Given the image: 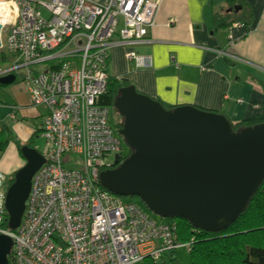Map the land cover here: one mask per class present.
<instances>
[{
	"label": "built area",
	"instance_id": "built-area-1",
	"mask_svg": "<svg viewBox=\"0 0 264 264\" xmlns=\"http://www.w3.org/2000/svg\"><path fill=\"white\" fill-rule=\"evenodd\" d=\"M10 1L13 7L0 42L15 58L0 75L22 71L31 107L16 109L40 117L44 138V163L31 179L14 231L4 224L9 181L0 172V235L12 240V264H137L146 257L157 259L171 248L175 226L150 220L100 185L99 174L112 167L110 157L123 159L124 140L108 124V107L98 100L111 78L108 49L143 44L148 28L168 27L159 20L164 0ZM126 59L137 68L151 67L149 57L129 52ZM53 60L67 61L40 73L31 68ZM171 61L175 63L174 57Z\"/></svg>",
	"mask_w": 264,
	"mask_h": 264
},
{
	"label": "water",
	"instance_id": "water-1",
	"mask_svg": "<svg viewBox=\"0 0 264 264\" xmlns=\"http://www.w3.org/2000/svg\"><path fill=\"white\" fill-rule=\"evenodd\" d=\"M9 21L6 11L0 30ZM1 47V43H0ZM8 73L0 78L6 85ZM113 108L122 118L118 135L130 154L99 174L115 196L137 197L158 218L178 217L201 231H224L235 222L264 180V124L237 132L227 118L191 105L165 109L133 85L119 89ZM24 165L14 173L5 196L8 225L16 229L31 188L44 163L36 150H22ZM12 240L0 235V264H8Z\"/></svg>",
	"mask_w": 264,
	"mask_h": 264
},
{
	"label": "crops",
	"instance_id": "crops-1",
	"mask_svg": "<svg viewBox=\"0 0 264 264\" xmlns=\"http://www.w3.org/2000/svg\"><path fill=\"white\" fill-rule=\"evenodd\" d=\"M216 17L228 28H217ZM159 20L169 26L148 28L145 43L108 49L111 77L126 80L167 107L191 105L221 114L232 124L264 116V0H164ZM1 49L0 61L11 65L15 56ZM129 52L149 57L151 67H135L126 59ZM10 74L13 82L0 84L7 95L5 99L0 95V111L6 113L0 116V125L15 129L24 143L40 120L30 111L22 114L16 109L14 120L5 123L14 107H31L21 73ZM18 117L30 126L16 122ZM16 153L1 156L4 175H13L24 165Z\"/></svg>",
	"mask_w": 264,
	"mask_h": 264
},
{
	"label": "trees",
	"instance_id": "trees-1",
	"mask_svg": "<svg viewBox=\"0 0 264 264\" xmlns=\"http://www.w3.org/2000/svg\"><path fill=\"white\" fill-rule=\"evenodd\" d=\"M216 19L217 28H225L228 25L226 21L217 17ZM129 85L130 83L126 80H118L111 77L107 82L105 92L98 100V104L113 107V101L119 89ZM155 101L167 110L173 109V107H167L159 101ZM13 110L14 113L16 107ZM36 118L40 119V117ZM41 121L40 119V123L34 126V136L36 134L40 135L42 131ZM121 124L122 118L117 125V130L121 128ZM230 124L232 131L237 132L245 127L264 124V116L235 124L230 122ZM0 127V152H2L10 142L11 136L10 130L1 125ZM25 145L29 147L27 144ZM129 154L128 150L126 156L123 157L122 155L121 157L125 159ZM19 155L21 156V152H19ZM12 176L14 177V174ZM9 181L8 185L10 186L13 183V179ZM115 197L118 198V196ZM131 198L135 197H129L126 202L131 204ZM122 199L125 200L124 198ZM159 219L162 221L160 223L173 224L175 226V238L172 240L171 248L160 253L157 259L144 258L141 261L144 264H179L176 253L178 248H183L187 251L189 264H264V180L256 193L251 196L245 209L235 222L224 231L209 233L197 230L187 220L178 217ZM8 221L7 216L4 223L7 227L9 226ZM8 264H12L11 258H9Z\"/></svg>",
	"mask_w": 264,
	"mask_h": 264
},
{
	"label": "rangeland",
	"instance_id": "rangeland-1",
	"mask_svg": "<svg viewBox=\"0 0 264 264\" xmlns=\"http://www.w3.org/2000/svg\"><path fill=\"white\" fill-rule=\"evenodd\" d=\"M41 14L42 16L46 17L47 16V13L43 10H41ZM1 43V42H0ZM1 51L5 50L4 47L1 45ZM141 49H137V52L140 51ZM10 54V53H9ZM218 54V53H217ZM13 56V55H12ZM67 60H53V61H49V62H46V63H42V64H38V65H34L32 66L31 68L33 70H35L36 73H40V72H44L46 70V68L52 66V65H58L62 62H66ZM12 64V63H11ZM10 64H3L1 61H0V70H6V69H9L10 68ZM75 67V66H74ZM74 67H71V68H74ZM5 68V69H4ZM109 70V68H108ZM109 73H110V70H109ZM111 74V73H110ZM0 95L3 96V98L5 99L7 96L6 93H3L2 90H0ZM6 91V90H4ZM4 104H7V103H4ZM108 124L110 125V127H112V129L115 131L117 129V125L120 123L121 121V117L120 115L116 112V110L112 107V106H109L108 107ZM3 115H6V113L2 110L0 111V116H3ZM10 117L8 116V119ZM1 120V119H0ZM40 120V119H39ZM19 122L21 124H24L26 126H30L26 120H23L21 118H17L16 119V122ZM37 121V120H35ZM6 124H10V119L7 120L5 122ZM37 123H39V121H37ZM8 130H10V136L11 138L9 139V143L7 145V147L4 149V151L0 152V158L1 156H5L7 154H9V156H12L13 153H16V152H21L22 154V150L26 147L25 144H27L29 146V148H32L34 150H36L37 152L39 153H42V151L44 150V138L39 135V134H36V136H29L28 139H26V142H22V140L24 138H22L20 135H18V133L16 132L15 129H13L11 126H8L7 128ZM11 132H12V135H11ZM122 148H123V151H122V155L123 157L126 156L127 152H128V149L127 147L125 146V144L123 143L122 145ZM17 154V153H16ZM22 156V155H21ZM20 156V158L23 160V158ZM71 158L73 161H77L78 163H80V159L75 156V155H71ZM113 157H110V161H112ZM16 161V159H13ZM23 162V161H22ZM24 163V162H23ZM11 164V163H10ZM8 167H10V165H8ZM65 168H69L68 166L64 165ZM75 167V169H78L79 168V165L76 164V166H73ZM9 175V176H8ZM6 176H8V181L13 179L14 177L11 175V174H8ZM10 182V181H9ZM126 201H128V198H124ZM131 203H133L136 207H138L140 209V211L147 217L149 218L150 220L154 221V222H157V223H160L162 222L157 216H155L154 214H152L140 201L137 197L135 198H131ZM5 228L9 231H14V229H11L9 226L7 227L5 225ZM176 253H177V257H178V261H179V264H189V258H188V253L185 249L183 248H178L176 250ZM137 264H144L143 262H139Z\"/></svg>",
	"mask_w": 264,
	"mask_h": 264
},
{
	"label": "bare ground",
	"instance_id": "bare-ground-1",
	"mask_svg": "<svg viewBox=\"0 0 264 264\" xmlns=\"http://www.w3.org/2000/svg\"><path fill=\"white\" fill-rule=\"evenodd\" d=\"M11 7H13V3L10 0H0V19Z\"/></svg>",
	"mask_w": 264,
	"mask_h": 264
},
{
	"label": "flooded vegetation",
	"instance_id": "flooded-vegetation-1",
	"mask_svg": "<svg viewBox=\"0 0 264 264\" xmlns=\"http://www.w3.org/2000/svg\"><path fill=\"white\" fill-rule=\"evenodd\" d=\"M19 73H21V77H22V80H23V73H22V71H19ZM121 160L123 161L124 159H120V162H121ZM117 166H115V164L114 163H112V167H111V169H114V168H116ZM9 261V260H8Z\"/></svg>",
	"mask_w": 264,
	"mask_h": 264
}]
</instances>
